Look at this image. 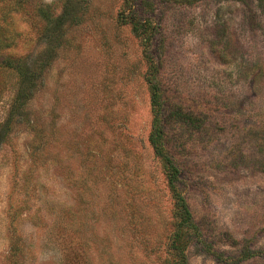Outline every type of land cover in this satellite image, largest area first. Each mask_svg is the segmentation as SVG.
<instances>
[{
  "label": "rangeland",
  "instance_id": "rangeland-1",
  "mask_svg": "<svg viewBox=\"0 0 264 264\" xmlns=\"http://www.w3.org/2000/svg\"><path fill=\"white\" fill-rule=\"evenodd\" d=\"M38 1L61 12L63 0ZM124 1L83 0L23 121L0 139V264H166L171 201L147 141L145 54L200 233L188 264H264V145L255 138L264 129V9L257 0H138L123 11ZM122 15L151 25L146 48ZM10 25L18 37L8 53L24 62L51 38L27 15ZM15 92L13 83L0 97V134ZM181 110L205 123H180ZM247 251L254 256L241 259Z\"/></svg>",
  "mask_w": 264,
  "mask_h": 264
},
{
  "label": "trees",
  "instance_id": "trees-1",
  "mask_svg": "<svg viewBox=\"0 0 264 264\" xmlns=\"http://www.w3.org/2000/svg\"><path fill=\"white\" fill-rule=\"evenodd\" d=\"M138 0H125L123 11L132 9L134 3ZM258 7L264 9V0H257ZM70 0H63L61 4V12L55 13L57 5L53 2L44 4L38 0H0V76L7 75L13 78V82H6L0 79V97L3 92L12 88L15 83V97L5 121V134H0L1 138H7L12 132L13 126L23 121L25 107L33 98L36 89L42 81V75L45 69L50 65L56 53V45L62 43L63 34L60 31L66 23L75 21L77 12L83 0H79L78 5L70 6ZM15 14L27 15L30 22L36 25L38 22H44L43 32L50 34L51 38L42 52L36 57H31L24 62L22 58H16L8 53V50L15 47L18 35L15 37L10 33V20ZM124 22L131 25V30L135 35L141 38L143 49L149 44V38L152 33L151 25L143 24L134 18V15L125 17L122 15ZM77 21V20H76ZM37 26V25H36ZM41 37H39V40ZM147 60V71L145 82L148 86L149 100L151 108V129L147 141L153 151L155 158L161 164L164 172L167 192L171 201L170 213V229L166 250V264H188L186 251L189 245L194 241H200V233L198 227L193 220L192 212L188 203L178 187L180 171L168 154L164 142L163 133V101L159 82L157 81V70L153 60L149 55L145 54ZM176 118L180 123L188 127L201 126L205 123L204 119L187 113L184 110L176 112ZM26 118V117H25ZM255 134V133H254ZM256 140L264 145V129L257 132ZM1 139V140H3ZM239 164H242L240 162ZM258 167L264 171V159L259 160ZM206 252L212 254L216 259L221 258L220 255L212 253L209 247ZM254 253L247 251L246 255H242L241 259H250Z\"/></svg>",
  "mask_w": 264,
  "mask_h": 264
}]
</instances>
